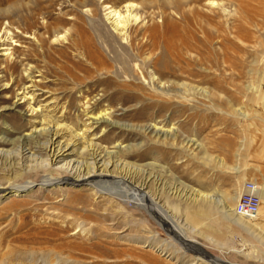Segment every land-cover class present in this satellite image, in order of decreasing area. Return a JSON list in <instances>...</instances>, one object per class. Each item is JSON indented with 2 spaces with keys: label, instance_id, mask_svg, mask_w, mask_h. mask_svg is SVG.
<instances>
[{
  "label": "rangeland",
  "instance_id": "rangeland-1",
  "mask_svg": "<svg viewBox=\"0 0 264 264\" xmlns=\"http://www.w3.org/2000/svg\"><path fill=\"white\" fill-rule=\"evenodd\" d=\"M104 1L0 0V29H4L5 23L11 21L13 23L25 22L23 26L26 25V22H30L29 25L32 26V30L28 34L22 33L21 29L15 30L17 31L16 35H12L15 46L11 48H14L18 60L27 57L26 59L33 65L38 66L39 69L44 66L42 71L46 80L42 84L44 90L39 92V95L42 96L41 100H52L54 98L57 104L66 105L69 108L68 122L70 125L75 126V128L80 127V123L86 120L84 117L85 108L90 112H98L106 107L117 110V121L126 125L132 124L130 126L135 127L133 130L116 129L115 132L109 129L100 135L102 140H105L102 144L108 146L114 140L120 139L133 141L134 145L141 143L140 149L137 147L131 153V157L136 156L127 158L130 159L128 161L137 165L140 164L139 166L152 163L151 161L157 163V165L155 168H146V170L150 169L147 170V173L136 172L134 175H130V179L136 182V185H143L148 182L149 188L145 190L148 196H159L161 204H166L164 208H167L168 214L177 221L180 220V224H183L182 226L186 228L187 237L201 243L200 245L206 254L201 264H215V261L218 260L231 264H264V237L261 234L256 233V231H249L236 223H231L232 221L228 219L226 220L217 207L203 210L204 208L197 206V204L194 205L178 199L172 194L175 188H180L183 191L192 188L191 190L196 189L208 193L213 191L215 194L224 190L233 194L235 185H237V176L231 171V168L236 167L239 163L242 164V168L245 169L243 172L246 173L242 172L240 181L243 180V176L253 175V171L256 173L255 169L258 167L262 169L264 175V153L259 157L253 154V149L250 146V134L245 131L250 124H259V126L261 125L260 134L264 140V115L261 116L263 120L260 119L261 122H258L256 115L250 112L254 110L256 113V108H258L255 101H253L252 93L244 88L239 89L235 84L237 80L246 84L251 82L253 73L261 65V63L256 65L255 61L264 58V0H216L220 1V4L211 13H209L211 8L208 9V7L203 6L206 4L205 0H202L203 2L189 0V3L193 6L197 4L196 7H204V13L211 14L213 18L208 21L220 26L223 31L226 30L224 36L230 33L226 36V40L223 39V43L206 44L204 48L210 51L208 55L210 58L208 59L212 62L223 54L225 46L228 47V51L225 52L234 61V71L227 76V78L229 77V85L224 86V93L231 105L218 99L212 101V99H205L200 96H196L194 99L191 97L185 99L187 96L183 95L184 97L178 99L174 93L168 94V92L154 90L149 78V73L153 69H151L152 67L148 68V65L141 61L142 58L139 57L141 55L139 49L141 48H138V43L136 42L134 48L131 43L123 44L115 41L109 34L111 29L105 21L103 7L107 4L120 7L123 6L121 3L125 0ZM135 1L146 3L148 9L149 7L152 9V11L149 9L151 12H157L163 0ZM11 14L13 15L11 16ZM171 17L177 22L178 26L181 25L184 28L182 30L183 34L189 28V31L200 39L201 34L197 28L195 26L188 27L186 24L193 22L185 23L176 14H171ZM154 21L155 24H162L156 23L160 21L159 16H155ZM153 24V22H150L148 25ZM163 24H165L162 27L164 30L166 23ZM248 25L251 27H248ZM252 25H255L254 28ZM74 27L82 28L85 31V36L92 37L93 44L90 51L95 52L99 57H106L108 61L110 59L117 61L113 64L117 65L116 68H119L118 70L122 73L117 79L119 84L128 81L137 85L138 89L140 87V91L143 89L142 92H134L143 96L141 102H136V100L128 97L121 100L117 98L110 90L111 84L107 83L108 78L105 77L106 75L102 76L98 72H94L86 57H83V52L77 54L75 50L67 49L66 45H49L50 42H48L45 44L43 54H41L40 50L34 45L33 40L28 38L31 34L44 36L47 30L60 32L63 29H74ZM257 27L262 29L260 30ZM246 31L247 33H245ZM253 36H255L254 39ZM104 38L108 39V43ZM236 39L238 40L234 42ZM256 44H258L256 48L253 47ZM121 45L122 47H120ZM110 46L114 52L110 49ZM213 49H215L214 52ZM232 49L233 51H231ZM160 55H162V52ZM130 63L131 65H128ZM169 64L174 65L171 59H169ZM182 65L185 66L184 63ZM5 67V60L0 57V72ZM193 68V72H198L197 66L194 65ZM20 70L21 68L18 69L16 77H22L23 73ZM123 79L125 80L123 81ZM194 82L196 83L195 80ZM2 85L1 83L0 87ZM169 95H173V98L168 97ZM2 97L4 98L0 99V106L8 107L7 109L0 107V138L3 135V130L7 127L19 134L26 133L31 125L29 118L27 116H24V118L18 111L10 108L15 102V98ZM93 97H96L98 102L93 106L95 102L92 101L93 103H89L86 105L87 107L83 108L84 104ZM167 97L170 99H167ZM85 99L87 100L85 101ZM168 100L169 103H167ZM172 103L175 106H172ZM179 104L180 106H178ZM188 105L190 108H188ZM222 106L223 108H221ZM75 108L78 110H75ZM235 108H243V110L250 112L251 116H254L244 122L234 111ZM166 109L168 112H166ZM124 110L125 113H123ZM225 112L227 113L225 114ZM164 121H169L171 124L178 126L180 131L178 130L179 136L176 140L169 138L165 141L163 139L156 141V139L146 137L143 130L138 128L153 123H164ZM168 126L171 125L167 123ZM241 139L243 141L247 139L246 143H248V146L245 147L247 149H244L245 151L242 152L240 158L242 162L236 156L237 153H234L237 152L243 142ZM188 140H195L203 144L201 153L205 157L201 155L199 150L198 155H193L192 149L194 147L188 148ZM0 149H5V146H0ZM6 149H9L8 151L12 150L11 147ZM206 149L208 155L211 156V160L206 161L208 158L204 154ZM184 150L187 151V154ZM5 156H0L1 184L7 181L8 178L13 180L10 182L12 185L40 181L41 173L37 172V169L35 172L26 170L29 164L24 165L22 164L23 161L18 164L16 153L10 157L6 156L5 158ZM219 160L224 161V165L218 162ZM249 160H252L251 163H249ZM254 175L261 183L263 177L259 173ZM126 176L129 175L126 174ZM133 176L136 179H133ZM63 177L59 172L56 173L58 180ZM34 187L32 191L23 196L12 199L9 198L12 197L13 191L1 195L0 264H194L196 259L201 257L197 252L185 248L181 242L177 241V237L173 236L165 226L160 224L158 218H154L150 213L134 206L129 200L124 201L105 194L98 195V197L88 190H80L67 185L52 187L34 185ZM137 199L147 202L142 194L138 195ZM221 215L222 217H220Z\"/></svg>",
  "mask_w": 264,
  "mask_h": 264
},
{
  "label": "bare ground",
  "instance_id": "bare-ground-1",
  "mask_svg": "<svg viewBox=\"0 0 264 264\" xmlns=\"http://www.w3.org/2000/svg\"><path fill=\"white\" fill-rule=\"evenodd\" d=\"M195 1L201 2L202 0H195ZM205 1H206V4L203 6L208 7V9L211 8V10H209L210 12L206 10L209 13H211V11L213 12L214 8L216 6H219L220 4L219 3L220 1L218 2L216 0H205ZM189 2H190L189 0H163L161 6L158 8V11L151 12L152 9L149 7V9H151L150 11L148 9V4L146 3H138L135 0H125L121 3L123 4V6L119 5L120 7H116L117 5L116 6L109 5V4L105 5L103 7L104 8L103 12L105 16V21L111 29V32H109V34L115 41H119L120 43L122 42L123 44L131 43L132 47H134V45L136 47V42L138 43L139 45L138 48H141L139 49V53L141 54L139 57L142 58L141 61L144 64L148 65V68L152 67L151 69H153V71L149 73V78L152 82L154 90L168 92V94L174 93L176 94V97H178V99H181L183 95L187 96L185 97V99H187L188 97H191L194 99V97L200 96L201 98L212 99V101L213 99L215 100L218 99L220 101H224V103L226 104L231 105L229 99L226 97V94L224 93L225 92L224 86L229 85L228 83L229 77L227 78V76L231 75V72L234 71L233 70L234 61H232L228 53L225 52V51H228V47L225 46L226 48L223 50V54L220 57L216 58L215 61L213 60L212 62L210 61V59H208L210 58V56L208 57V55L210 54V51L204 48L206 44H211V43L216 44L219 42L223 43L224 42L223 39L226 40L227 38L226 36H228L230 33L224 36V33L226 32V30L223 31L220 28V26L210 23L208 21V20L211 21L213 17H211V14L204 13L205 12L204 7L202 8L199 5H198L199 7H196L197 5L195 4L196 2L194 3L195 6H193ZM171 14L178 15L181 20L185 21V23L193 22V23H186V24L188 25V27L195 26L197 28L198 32L201 34L200 39L198 36L197 37L194 36V34L189 31V28L187 30L185 29L186 31L183 34L182 30L184 28H182L181 25L178 26L177 22L172 19L173 16L171 17ZM12 15L13 14H11V16ZM155 16H159L160 18V21L156 23H162V24L166 23L164 30L162 29V27L165 24L163 25L155 24V21H154ZM150 22H153L154 24L148 25ZM24 24L25 22L24 23H13L11 21L10 23H5L4 25L5 27L3 26L4 29L2 28L3 30L0 29V53H1L0 57L4 58L5 63H6L5 69L0 72V84L1 83L3 84L2 87H0V99L4 98L2 96H5V97L10 96L11 98H15V102L12 104L10 108L13 109L14 111H18L20 115L23 117L27 116L30 120L29 123H31V125H30L29 130L26 133H22V134L21 133L19 134L8 127L5 128L3 130V135L0 138V146H3V147L5 146V149H0V156L3 157L6 155L10 157L12 154L16 153L18 156V159L17 157L16 159L19 161L18 164H20V162L22 161H23L22 164L24 165L29 164L26 170L27 169L29 171L33 170L35 172V170L37 169V172L41 173V177H40V181L37 183L26 182L25 184H22V185L21 184L12 185L10 182L13 180L6 177L8 178V180L6 179L7 181H5L6 183L4 181L3 182L5 184L0 183V198H1V195H4L8 191H13V195L9 199H12L14 197L23 196L24 194L32 191V188L34 187V185L41 186V187L67 185V186H72L74 188H79L80 190H88L92 192L93 194H95V196L105 194V195L112 196L115 198L117 197L118 199H121L124 201L129 200L134 206L139 207L142 210H145L146 212L150 213L154 218L155 217L158 218L159 223L165 226L171 232L173 236H176L177 237L176 240L181 242L185 246V248L187 247L190 250L192 249L193 251L197 252L198 255H200L201 257L199 259L197 258L194 264H201L202 261H204L203 258H205V255H206L202 249V246L200 245L201 243L194 241L190 239L189 237H187L186 228L182 226L183 224L182 225L180 224V220L177 221L176 219L172 218L168 214V211L166 210L167 208L166 209L164 208L166 204L165 205L164 203L161 204L160 198H158L159 196L158 197H153L152 195L148 196V193L145 192V190L149 188L148 182H145L143 185H136L135 184L136 182L131 181L130 179V175L132 176V174L134 175V173L136 172H146L147 173V170H150V169L146 170V168H150V167L155 168L157 165V163L151 161L152 163H146L143 166H139L140 164L137 165L135 163L128 161L130 159H127V158L131 157V153L133 152V150L137 149V147L139 146L141 147L140 145L141 143L134 145L135 143H132L133 141L120 139V140H114V142H112L111 145H108V146L102 144L103 141L105 140L104 139L102 140L100 135L104 134L109 129L114 130L115 132L116 129L133 130L135 127L130 126L132 124L126 125L124 123L122 124L119 121H117L116 120V117L118 116L116 115L117 110H114L112 108L105 107L104 109L98 112L88 111V109L85 108V106L88 105L89 103L95 102L93 103V106H94L98 102L96 101V97L89 99L84 104V107H83L85 108L84 117L86 118V120L85 121L83 120V122L81 121L82 122L80 123L81 125L79 124L80 127H77V128H75V126L73 127L68 122V112H69L68 109L69 108L66 105L57 104L54 101V98L52 100H45V101L41 100L42 96L39 95L40 94L39 92L44 90V87L42 86V84H44V81L46 80V78L44 77L45 74L43 75V71H42V69L44 70L43 68L44 66L42 67V69H39L38 66H35L32 63H30V61L26 59L27 57L26 58L23 57L20 60H18V57H16V54L14 52V48H11L12 46H15L13 42L14 38L12 37V35H16L17 33V31L15 30L21 29L22 33H26V34H28V32H31L32 26L29 25L30 22H26V25L23 26ZM252 26L254 28L255 25H252ZM248 27H251V26L248 25ZM94 28L98 33H100V31H98L96 27ZM98 29H99V26H98ZM259 29L261 30L262 28H259ZM62 31L58 32L56 30V32H50L49 30H47L46 35L44 36H42L41 34L40 36H36V34H31L30 36H28V38L33 40L34 45L36 46V48L40 50L41 54H43L45 44L48 42H50L49 45L50 44H55V45L63 44L64 46L66 45L67 49L75 50L77 54L78 52L80 53L83 52L84 53L83 57L84 58L86 57L87 62L93 67L94 72H98L102 76L106 75L105 77L108 78L107 83L111 84L110 90L114 93V95H116L117 98L121 100L123 98L128 97L133 100H136V102H141L142 100L141 98H143V96L137 93H134L137 91L139 92L140 87L138 89L137 85H134L133 83H130L128 81H124L125 79H123L124 83L119 84L117 79L122 75V73L118 70L119 68H116L117 65L115 66L113 64L117 61L111 60V59L108 61L106 57H99L98 55L95 54V52L90 51L91 45L93 44L92 43L93 41L91 40L92 37L89 38L85 36V31L82 30V28L74 27V29L69 28V29H65L63 32ZM102 31L104 32V29ZM245 33H247V31ZM252 38L254 39L255 36H253ZM105 40H107V43H108V39H105ZM237 40L238 39L234 40V42H236ZM252 44H254V42H252ZM225 45L227 44L225 43ZM257 45L258 44H256L255 46L253 45V47L256 48ZM120 47H122V45ZM111 48L112 47L110 46V49ZM111 50L113 51V49ZM126 50L128 49L126 48ZM214 51L215 49H213V52ZM231 51H233V49ZM161 52H162V55H160ZM157 55H160V56L158 57ZM155 57L156 58L158 57V58L156 59ZM137 59H138V56H137ZM169 59L173 61L174 63V65L172 64L173 66L169 64ZM131 63L133 62L131 61ZM131 63L128 65H131ZM182 63H184L185 66H183ZM260 63L261 65L258 66V69L254 73L252 71L253 78L251 82H249L248 84L243 83V81H239V80L235 82L236 86H238L239 89L242 90V88H244L252 93L253 101H255L258 108H256L257 109L256 113L254 110H251L250 112L256 115L258 122H261L260 119L263 120L261 116L264 115V58L263 60L255 61L256 65ZM194 65L198 67L199 69L197 70L198 72H193ZM19 68H21L22 73H23L21 78L15 76L16 74H18ZM81 73H82V70H81ZM130 76L132 77L131 74ZM110 77H113L114 79L112 78L110 79ZM194 80L196 81V83L194 82ZM142 87L144 88V86ZM142 90L143 89H141L140 92H142ZM8 91L10 92L8 93ZM168 97L173 98V95H169ZM168 97L167 99H170ZM5 99H8V98H5ZM156 99L159 100V98L157 97ZM86 100L87 99H85V101ZM143 103H144V99H143ZM167 103H169V100L167 101ZM173 103H172V106H175L173 105ZM178 106H180V104ZM7 107L8 106H2L1 108L7 109ZM163 107H165V105H163ZM188 108H190L189 105H188ZM221 108H223V106ZM76 109L77 108H75V110ZM234 111L237 112L239 117L244 122L248 121L250 118H252V116H254V115L251 116V113L248 112L247 110L246 111L243 110V108L242 109L235 108ZM125 112L126 111L124 110L123 113ZM166 112H168L167 109H166ZM227 112H225V114ZM227 115H230V114H227ZM236 117L238 118V116ZM167 123H169V125L171 126L167 127ZM260 126L259 124L253 123L247 126V130H245L246 132L250 134V146L253 149V154L256 157H259L264 153V140L262 139L261 134H260V130H261ZM138 128L143 130V132L145 133L144 135L146 137H150L151 139H156V141L157 140L160 141V139L161 140L163 139L165 141V140H168L169 138L176 140L179 136L178 133L180 131L176 124H171V122L169 121L168 122L164 121V123L161 122V123H155V124L154 123L148 124V125L143 126V128L142 127H138ZM141 134L143 133L141 132ZM241 141H243V139H241ZM246 141L247 139H245L241 143L237 152L236 151L234 152L235 154L237 153L236 156H238L239 161H241L240 158H241L242 152L245 151L244 149H247L245 148L246 146H248V143H246ZM188 143H189L188 148L194 147L192 149L193 155H198L199 151L201 153V150L203 149L202 147L203 144H200V142L195 141V140H190ZM10 147L12 148V150L8 151L9 149H6V148H10ZM140 147L138 149H140ZM207 149H206V152L204 150L205 152L204 154L208 157L206 161L208 159L211 160V156L208 155ZM187 151L189 150L187 149ZM187 151H185L186 154H187ZM201 155L203 154L201 153ZM133 156H136V155H133ZM212 160H213V157H212ZM222 160H219L218 162L224 165V161ZM141 161H144V160H141ZM251 161L249 163H251ZM206 163L208 164V162ZM241 165L239 163V165H237L236 167L231 168V171H233L237 176V185H235L233 194L229 191H224V190L222 192H218V193L216 192L217 194H215L213 193V191L211 193H208V192H205V191L202 192L196 189L191 190L192 188L187 191H183L180 188L179 189L175 188V190L172 191V194L174 195V197L178 199L184 200L194 205L197 204V206L204 208L203 210H206L205 208L217 207L219 211L223 214V217L226 218V220L228 219L232 221L231 223H236L237 225L249 231L250 230L256 231V233L258 232L259 234L262 235V237H264V175L262 173V169L258 167L257 169H255L256 173H254L253 171V175H250V176L245 175L242 178L243 180L240 181V176L242 172L245 171V169H243ZM57 171L64 176L60 180L56 178V173H58ZM258 173L263 177L261 183L254 175ZM126 174L129 176H126ZM134 178L135 177L133 176V179ZM248 180L252 181L253 183L261 187L260 211L258 215L253 218L243 217L240 211H235V207L237 205L236 203L239 201L242 195V192H243V185ZM141 194L145 196V198L147 199V202H144L143 200L139 201L137 199L138 195H141ZM220 217H222V215ZM215 262H216L215 264H231L228 262H223L222 260L221 261L218 260Z\"/></svg>",
  "mask_w": 264,
  "mask_h": 264
},
{
  "label": "built area",
  "instance_id": "built-area-1",
  "mask_svg": "<svg viewBox=\"0 0 264 264\" xmlns=\"http://www.w3.org/2000/svg\"><path fill=\"white\" fill-rule=\"evenodd\" d=\"M261 187L252 181L243 185L242 195L237 202L235 211H240L243 217L253 218L258 215L261 206Z\"/></svg>",
  "mask_w": 264,
  "mask_h": 264
}]
</instances>
